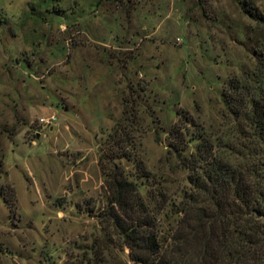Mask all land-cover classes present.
<instances>
[{
  "label": "rangeland",
  "instance_id": "rangeland-1",
  "mask_svg": "<svg viewBox=\"0 0 264 264\" xmlns=\"http://www.w3.org/2000/svg\"><path fill=\"white\" fill-rule=\"evenodd\" d=\"M263 63L264 0H0V264H129L111 174L179 201L171 143L233 135L222 94Z\"/></svg>",
  "mask_w": 264,
  "mask_h": 264
},
{
  "label": "trees",
  "instance_id": "trees-1",
  "mask_svg": "<svg viewBox=\"0 0 264 264\" xmlns=\"http://www.w3.org/2000/svg\"><path fill=\"white\" fill-rule=\"evenodd\" d=\"M244 83L233 81L222 94L233 135L211 140L183 131L180 140L195 144L183 156V147L171 143L179 167L188 172L189 187L179 201L161 193L150 208L140 195L144 183L128 181L122 171L111 174L106 217L116 245L128 250L129 264H264V63ZM231 156L241 162L230 163ZM170 216L177 222L165 232L161 220ZM92 260L77 264H107L101 257L96 263V254Z\"/></svg>",
  "mask_w": 264,
  "mask_h": 264
},
{
  "label": "built area",
  "instance_id": "built-area-1",
  "mask_svg": "<svg viewBox=\"0 0 264 264\" xmlns=\"http://www.w3.org/2000/svg\"><path fill=\"white\" fill-rule=\"evenodd\" d=\"M178 41H180V40H178ZM54 121H55V117L54 116H51V117L46 118V119L45 118L40 119V122H42L44 124H50V123H52Z\"/></svg>",
  "mask_w": 264,
  "mask_h": 264
}]
</instances>
